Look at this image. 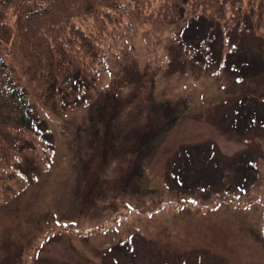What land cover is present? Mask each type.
Segmentation results:
<instances>
[{
	"label": "rangeland",
	"instance_id": "1",
	"mask_svg": "<svg viewBox=\"0 0 264 264\" xmlns=\"http://www.w3.org/2000/svg\"><path fill=\"white\" fill-rule=\"evenodd\" d=\"M131 23L79 90L6 58L35 120L19 159L0 162V264H264L254 16ZM249 159L251 181L236 174Z\"/></svg>",
	"mask_w": 264,
	"mask_h": 264
},
{
	"label": "trees",
	"instance_id": "2",
	"mask_svg": "<svg viewBox=\"0 0 264 264\" xmlns=\"http://www.w3.org/2000/svg\"><path fill=\"white\" fill-rule=\"evenodd\" d=\"M246 11L264 36V0H0V162L19 159L35 120L29 101L15 89L6 58L19 61L32 81L79 90L99 73L111 46L133 28V19L172 24L200 14L227 25ZM134 139L137 148V139H143ZM141 163L130 168L135 178L144 169ZM241 164L236 174L251 181L253 159Z\"/></svg>",
	"mask_w": 264,
	"mask_h": 264
}]
</instances>
